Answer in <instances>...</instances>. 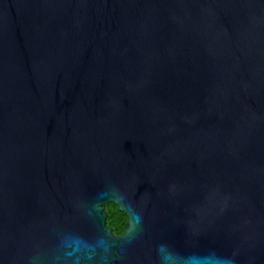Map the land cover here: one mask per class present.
<instances>
[{
    "label": "water",
    "instance_id": "1",
    "mask_svg": "<svg viewBox=\"0 0 264 264\" xmlns=\"http://www.w3.org/2000/svg\"><path fill=\"white\" fill-rule=\"evenodd\" d=\"M0 264H264V0H0Z\"/></svg>",
    "mask_w": 264,
    "mask_h": 264
},
{
    "label": "trees",
    "instance_id": "2",
    "mask_svg": "<svg viewBox=\"0 0 264 264\" xmlns=\"http://www.w3.org/2000/svg\"><path fill=\"white\" fill-rule=\"evenodd\" d=\"M106 215L105 225L111 230V233L116 236L119 235L123 229L125 217L122 213L117 211V208L112 204H107L104 207Z\"/></svg>",
    "mask_w": 264,
    "mask_h": 264
},
{
    "label": "flooded vegetation",
    "instance_id": "3",
    "mask_svg": "<svg viewBox=\"0 0 264 264\" xmlns=\"http://www.w3.org/2000/svg\"><path fill=\"white\" fill-rule=\"evenodd\" d=\"M125 221H126V220H125ZM124 227H125V222H124V226H123V229H124ZM123 229H122V230H123ZM121 233H122V231H121ZM121 233H120V234H121ZM116 236H117V235H116Z\"/></svg>",
    "mask_w": 264,
    "mask_h": 264
}]
</instances>
